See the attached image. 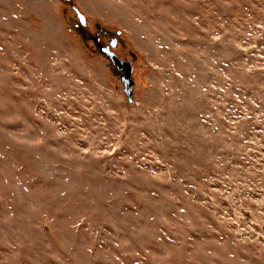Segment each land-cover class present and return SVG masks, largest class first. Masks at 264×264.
Segmentation results:
<instances>
[{
    "label": "rangeland",
    "instance_id": "374dc122",
    "mask_svg": "<svg viewBox=\"0 0 264 264\" xmlns=\"http://www.w3.org/2000/svg\"><path fill=\"white\" fill-rule=\"evenodd\" d=\"M0 264H264V0H0Z\"/></svg>",
    "mask_w": 264,
    "mask_h": 264
},
{
    "label": "water",
    "instance_id": "95a60500",
    "mask_svg": "<svg viewBox=\"0 0 264 264\" xmlns=\"http://www.w3.org/2000/svg\"><path fill=\"white\" fill-rule=\"evenodd\" d=\"M72 9L75 10V14L77 16L78 22L81 25H86V19L83 13L78 10V8L75 5H71ZM117 33H119V30H117ZM116 38L112 39L111 42L104 45L99 49V51L104 54L107 59L109 60L110 64L112 66H115L117 71L120 73V81H122V90L124 94L126 95V100L129 104L133 103V95H132V89H133V83L134 81L131 79L132 73H133V66L131 65V61L127 59H122L113 52L111 49L116 45Z\"/></svg>",
    "mask_w": 264,
    "mask_h": 264
},
{
    "label": "flooded vegetation",
    "instance_id": "af4514ba",
    "mask_svg": "<svg viewBox=\"0 0 264 264\" xmlns=\"http://www.w3.org/2000/svg\"><path fill=\"white\" fill-rule=\"evenodd\" d=\"M81 25V24H80ZM82 26H84V25H82ZM95 39H94V43H95V45L100 49L101 47H103L104 45H101V43H100V38H98V35L96 34V36L94 37ZM112 39H115L114 37H112L110 40H109V42H111L112 41ZM114 68L116 69V67L114 66ZM116 71H117V69H116ZM117 72H119V71H117Z\"/></svg>",
    "mask_w": 264,
    "mask_h": 264
}]
</instances>
